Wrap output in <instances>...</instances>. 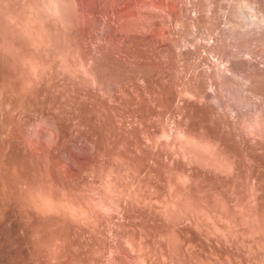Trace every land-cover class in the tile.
<instances>
[{"label": "rangeland", "instance_id": "374dc122", "mask_svg": "<svg viewBox=\"0 0 264 264\" xmlns=\"http://www.w3.org/2000/svg\"><path fill=\"white\" fill-rule=\"evenodd\" d=\"M52 1L0 0V264H264V123L212 103L222 123L195 116L204 102L177 81L195 57L131 39L141 6L97 36L103 9ZM206 29L225 27L202 17L189 37ZM98 56L145 74L109 82Z\"/></svg>", "mask_w": 264, "mask_h": 264}, {"label": "bare ground", "instance_id": "6f19581e", "mask_svg": "<svg viewBox=\"0 0 264 264\" xmlns=\"http://www.w3.org/2000/svg\"><path fill=\"white\" fill-rule=\"evenodd\" d=\"M108 1H88L92 5L90 15L95 19L99 18L101 9L104 10L102 21L95 26L97 36L107 35L111 31L110 19L115 13L123 16L134 5L141 6V16L145 24L133 30L131 39L155 46L167 53L190 48L196 66L190 75L180 76L177 81L185 79L182 82L186 90L200 102L203 101L204 105L212 103L223 112L229 111L235 117H244L250 127L264 123V0H232L227 5L224 4L226 0L224 3L220 0H118L120 5L116 11L103 8ZM52 2L55 9L61 8V0ZM202 17L220 20L225 27L216 35L209 32V28L206 29L209 39L207 43L189 37L195 22ZM188 21L194 22L190 24ZM241 26L243 29L238 31L237 27ZM93 62L98 75L109 82H118L122 70L145 74L143 70L132 65L133 61L122 66L115 61H103L102 56H98ZM177 75H181V71L173 73V77ZM177 81L173 78H159L149 82L156 83V87H159L158 85L172 86ZM201 107L194 110L195 116L201 119L210 117L217 124L218 121L223 122L215 116L213 107ZM181 134L185 147L188 148L186 150L197 158L205 160L206 153L209 156L213 154L208 150L206 142L204 144L196 138L195 142L184 131ZM212 161L220 165L217 159Z\"/></svg>", "mask_w": 264, "mask_h": 264}]
</instances>
